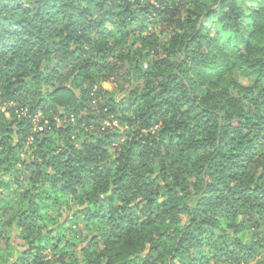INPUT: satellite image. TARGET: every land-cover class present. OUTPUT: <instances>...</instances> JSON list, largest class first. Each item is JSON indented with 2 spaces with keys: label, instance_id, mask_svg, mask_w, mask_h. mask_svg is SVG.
<instances>
[{
  "label": "trees",
  "instance_id": "obj_1",
  "mask_svg": "<svg viewBox=\"0 0 264 264\" xmlns=\"http://www.w3.org/2000/svg\"><path fill=\"white\" fill-rule=\"evenodd\" d=\"M263 250L264 0H0V264Z\"/></svg>",
  "mask_w": 264,
  "mask_h": 264
},
{
  "label": "rangeland",
  "instance_id": "obj_2",
  "mask_svg": "<svg viewBox=\"0 0 264 264\" xmlns=\"http://www.w3.org/2000/svg\"><path fill=\"white\" fill-rule=\"evenodd\" d=\"M160 29H162V27H159ZM211 34V36L218 42V44L220 45H223V41L221 39H218L216 36H215V32L213 29L210 30L209 32ZM144 61V60H143ZM238 83L241 84L242 86H246L249 84V81L246 79V78H239L238 79ZM121 84H124L123 87L121 88L120 85ZM119 85V86H118ZM107 89H109L111 92H115L117 94V96L115 97L116 99L117 98H123V97H126V91L130 90L131 89V84L128 82H120V84H118L117 82L115 81H109L106 83V85H104ZM126 90V91H125ZM37 129H39L40 127H36ZM104 128H109L107 127L106 125L103 126V129ZM8 195L9 197L13 198V197H16V195H14V191L12 190H9L7 191L6 193H4V195ZM73 203H72V207H73ZM70 209L68 210L67 213H64L63 212V215H64V218L67 219L66 221V227H70L71 228V231H79L81 230L80 229V225L79 223H77V220L76 219H72V214L70 213ZM13 232V231H12ZM13 234V233H12ZM78 237H79V243L77 245H75V247L73 248L75 251H81L82 248L86 245V241L88 239V235H87V232L86 231H80L79 234H78ZM16 238V235L13 236L12 240L13 241H16L15 244L17 243L18 246L22 245V242L19 241L17 238ZM44 254L50 258V255H49V250H45ZM250 264H264V250L260 252V255L253 261L251 262Z\"/></svg>",
  "mask_w": 264,
  "mask_h": 264
},
{
  "label": "built area",
  "instance_id": "obj_3",
  "mask_svg": "<svg viewBox=\"0 0 264 264\" xmlns=\"http://www.w3.org/2000/svg\"><path fill=\"white\" fill-rule=\"evenodd\" d=\"M24 113V112H23ZM104 125H106L107 127H113V126H116L117 123L115 121L111 122V123H103ZM36 128V127H35ZM37 129V128H36ZM38 131L41 130V127L39 129H37Z\"/></svg>",
  "mask_w": 264,
  "mask_h": 264
}]
</instances>
